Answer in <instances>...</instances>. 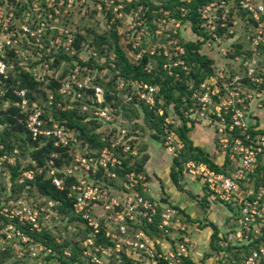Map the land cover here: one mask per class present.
I'll use <instances>...</instances> for the list:
<instances>
[{"label":"rangeland","instance_id":"374dc122","mask_svg":"<svg viewBox=\"0 0 264 264\" xmlns=\"http://www.w3.org/2000/svg\"><path fill=\"white\" fill-rule=\"evenodd\" d=\"M166 1L115 0L111 3V0H0V54L13 65L8 79L4 81L0 79V136L14 140L15 147L8 150V153L17 150L14 155L18 162V166L11 168L10 171L6 170V174L0 176V199L9 194H20L25 201L39 210L42 230L29 237L33 238L32 243L35 247L38 244L45 247L43 251L37 250V257L34 258L29 243L18 238L4 241L6 237L3 231L4 219L0 215L2 261L7 264H49L51 252L47 249L52 247L58 249L55 250L56 255L61 251V258L69 249L76 259L82 240L86 236L84 225L74 216L71 209L49 205L48 201L51 198L42 195L34 183L23 185L16 182L17 169L33 167L40 153L35 144H30L24 137L22 138V130H19L16 124L20 123L22 117L17 106L20 100L15 91L19 88L25 90L29 100L27 109L36 105L43 110L44 115L60 117V120L66 118L60 114L58 108L47 103L46 94L51 90L58 95L56 91L61 83L72 81L74 76L80 79L89 74L95 82L105 84L109 89L111 85L120 86V83L124 82L127 87L123 92H134L133 83L139 79L125 82L119 77L115 39L131 63L138 61L137 53L148 57V63L143 70L150 76H145L139 81L150 83L152 80L157 82L158 86L163 80L170 81L174 97L181 99L178 111L174 102L167 105L168 133L172 130L178 136L182 121L178 116L179 112L186 119H193L200 124L207 123L214 128L215 146L218 151L210 154V159L223 167L224 171H231L233 164L228 160L229 155L224 153L223 144L220 142L222 137L218 131L219 120H215L218 117L211 113L213 107L219 105L221 101H230V108L239 107L245 111L250 130H264V15L258 16L257 20L247 5L248 3L258 5L264 3V0H224L216 3L208 1L197 10L199 17L195 23L189 19L191 0H176L174 3L172 1V6L168 8L163 6ZM189 42L197 43L196 49L193 50L208 59L204 67L197 68L199 63L194 61V58L191 59L192 55L188 53L187 47ZM186 57L190 63L185 61ZM193 69H199L203 75V79L195 86L194 83L198 80L192 75ZM182 82L185 85L184 89L178 87ZM203 83L204 88L200 87ZM191 87L192 92L188 94ZM183 91H186L187 95H184ZM212 91L215 94H212ZM201 92L211 95V104L206 103L203 107L198 99ZM120 103L119 101L115 105ZM77 105L74 106V110L79 109ZM143 106L136 101L128 103L125 113L127 119L137 122L136 128L142 132L140 151L147 156L146 162L151 156L153 159L155 153L151 151L149 154L148 143L150 146L157 143L164 153L172 157L170 173L176 163H179L181 175L195 182L190 178L191 174L186 164L190 160L197 162L186 158L185 143L179 136L178 140L172 138V145L176 148L174 153L168 151L167 142L170 140L166 142L164 137V118L159 130L154 122L157 119L145 116ZM206 114L210 122L206 119ZM227 114L226 119L229 120ZM76 117L79 116L75 115V119ZM77 122L82 123L84 120L78 118ZM93 128L89 127L91 130ZM229 133L227 131V137H230ZM174 172L177 173V170ZM251 177L256 190L264 186V166L257 167ZM180 185L183 189L180 191L185 194L187 202L193 204L192 209L196 211L193 214H185L192 215L194 221L202 223L198 225V229L208 227L203 229L205 232L201 234L202 237L208 238L205 243L199 244V250L194 247L193 255L191 254L193 241H190L186 261L195 264L192 262L194 260L198 262L196 264H204V261L212 258L208 264H216L227 263L231 257L243 258L250 244L244 245L235 241L238 239L234 235L228 236L229 233H234L231 229L233 217L231 213H241L242 209L241 212L239 209H231L215 197V201L226 207V213L221 215L223 219L219 222L220 227L211 224L210 213H207L205 204L208 201L206 198L214 195L201 184L199 185L204 195H195L193 189L186 190L182 182ZM181 214L184 222H187L184 213ZM211 225H215L217 229V238ZM185 229L188 232L187 226ZM160 231L156 226L149 229L151 236L161 235ZM182 231H169L166 237L169 240L175 239ZM194 231L199 232L197 229ZM187 234L192 238L190 232ZM35 236H41V240H36ZM237 243L242 245H235ZM13 244H19L20 248L16 249ZM217 251L221 253H216ZM51 262L55 264L58 260L53 257Z\"/></svg>","mask_w":264,"mask_h":264},{"label":"built area","instance_id":"2783aa9c","mask_svg":"<svg viewBox=\"0 0 264 264\" xmlns=\"http://www.w3.org/2000/svg\"><path fill=\"white\" fill-rule=\"evenodd\" d=\"M114 1L111 0V3ZM223 1L211 0L212 3ZM247 5L257 20L264 15V3ZM141 56L137 53V60ZM12 66L0 54V79H8ZM133 85L135 91L123 92L119 105H115L113 100L107 102L104 86L95 82L89 74L80 79L74 76L72 81L61 83L56 91L58 95L71 97L66 98L69 102L65 106L60 98H56V93L47 92V103L61 110H73V102L80 100V111L86 112L87 119L97 124L93 132L100 142L98 146L79 138L76 130L59 120L44 115L38 106L27 109L29 100L25 90L19 88L15 91L20 100L17 106L26 115V132L33 141L48 143L51 147L47 161L42 166L20 170L16 182L23 184L41 175L49 179L57 190H67L72 212L86 229L78 253L82 262L72 259V252L68 249L64 252L63 261L55 264H186L191 241L185 229L186 222L175 205L152 197L147 175L133 167L135 158L143 153L140 151L142 132L130 125L121 109L123 105L136 101L148 110L164 115L163 101L159 97L160 86L139 80H135ZM126 87L124 82L117 86L119 90ZM200 87L204 88L205 83ZM200 94L198 99L204 107L212 98L207 92ZM212 94L215 92L212 91ZM229 106L230 101H221L211 113L218 117L215 120H219L220 142L224 153L229 155L228 160L232 161V170L224 171L221 167L222 171L217 172L204 162L194 163L191 160L186 166L194 181L204 185L214 195L213 198L222 200L231 209H239L240 212L242 209L241 213H231L234 233L228 236L234 235L238 239L235 241L250 244L248 252L241 259L231 257L227 263L216 264H264V186L256 190L251 177L257 167L264 166V132L250 130L245 111ZM205 116L210 122L208 114ZM167 119L164 116V137L166 142L170 140L167 150L174 153L176 147L171 140L179 138L172 130L168 133ZM227 131L230 137H227ZM14 152L17 150L9 154L0 142V176L17 166ZM59 158L64 162L57 165ZM48 204L57 206L62 202L49 199ZM0 215L4 219V241L18 238L29 243L34 258L37 257V250L45 249L32 243L33 233L42 230L39 210L25 201L22 195L9 194L0 199ZM151 226L160 228L161 235L151 236ZM172 230L183 231L179 237L169 240L166 233ZM31 234L32 237H29ZM16 244L13 246L19 249L20 245ZM47 250L52 252L50 248ZM0 264L7 263L0 259Z\"/></svg>","mask_w":264,"mask_h":264},{"label":"trees","instance_id":"16d2710c","mask_svg":"<svg viewBox=\"0 0 264 264\" xmlns=\"http://www.w3.org/2000/svg\"><path fill=\"white\" fill-rule=\"evenodd\" d=\"M168 1V2H167ZM165 4H163V6L165 8L171 7L172 5V1L173 3L176 0H167ZM208 1L211 0H191V2L189 3L190 8V17L189 19L192 21V23H195V21L197 20L198 16V12L197 10L201 7L204 6ZM184 1H182L183 3ZM197 29V28H195ZM188 47V53H190L191 59L194 58L193 60L196 61L197 63H199V67H204L205 63L208 61V59L206 58V56L200 54L198 51H194L193 48L196 49L197 47V43H193V42H189L187 44ZM115 52H116V57H117V65L120 68V78H122L123 80L128 81V80H133V79H139V80H143L145 78V76H150L147 72H145L144 66L148 63V57L146 55H142L140 59H138V61L136 63H131L129 61V59L126 57L124 51L122 50V47L118 44V42L115 39ZM186 62L190 63V60L188 59V57H186ZM175 70V69H174ZM192 75H194L196 77V81L194 83V86L198 84V82H200L203 79V75L200 73L199 69H193L192 70ZM182 73V72H181ZM2 80V79H1ZM4 81V80H3ZM118 83V82H117ZM116 83V84H117ZM151 84H157V82L150 80ZM181 85L178 86L181 89H184L185 85H183V82L180 83ZM104 86L105 89V93H106V100L107 102H111V100H114L115 103H119V101H121V96L123 94V90H119L117 88V86L115 85H111L110 89L107 87V85L102 84ZM193 87H191L190 89H188V94H190L192 92ZM113 92H112V91ZM184 95H187L186 91ZM159 97L161 98V100L163 101L162 106L164 110V115L160 116L150 110H148V108L144 107V112H145V116L149 117L150 119L152 117H155L157 120H155L154 122L156 123L155 126L160 130L161 128L160 123L163 121L164 116L167 115V105H169L170 103H173L176 107V109L178 108L179 104L181 103V99L178 97L177 99L174 97V91H173V87L170 84V81H166L163 80L160 82V93H159ZM57 99H61L62 104L65 106L69 101L66 100V98H62L60 95L56 96ZM187 98H189L187 96ZM176 101V102H175ZM75 105H77L76 103H80V100H75L73 102ZM77 107L79 109L76 110H70V109H66V110H61L58 109L60 111V114L66 118V120H60V117H57L55 119L59 120L61 124L76 130L77 132V136L83 140H89L90 142H94V144L96 146L100 145V142L98 140L97 134L94 133L93 129L97 126L96 122L92 119H87L88 115L85 113H82L80 111V107L79 104L77 105ZM125 108H127V105H123V107H121L122 109V114L124 116H126L125 113ZM179 109L181 110L182 108L179 107ZM124 110V112H123ZM178 111V109H177ZM21 113V117L22 120L20 121V123H16L18 125L19 130H22V138L24 137L26 139V141L30 142V144H35L37 146V150L40 153V156L38 157L37 163L33 164V166L36 165V167L42 166L47 159L49 158V154L51 152V147L50 144L48 143H41L40 141H33L31 139V137L28 135V133L26 132L24 123H25V119H26V115L24 112H20ZM75 115L79 116L76 117L78 118H83L84 122H77V119H75ZM178 116L180 117V119L182 120L179 126V132H178V136L180 137V139L185 143L186 145V149L185 152L187 153L186 158L187 159H194L196 162H204L206 163L211 169L219 172L222 171V168L217 165L216 163H214L213 161H211L210 159V154L208 152H206L203 148L199 147V146H195L193 144V141L190 139L189 137V130L192 126L200 124L197 123L196 121H193V119H186L185 117H183L182 113L179 112ZM128 121L130 122V125L132 124L133 128L137 127V122H132L131 119H128ZM15 123V122H14ZM189 124V125H187ZM90 126H93L94 128L91 130L89 129ZM190 126V127H189ZM18 130V129H17ZM264 132V130H263ZM15 136V133L13 134ZM0 142L2 144L5 145L7 150H11L12 148L15 147V142L14 140H10V139H6L2 136H0ZM144 150V148H143ZM68 157L65 156V160L67 161ZM147 156L145 154L140 155L139 157L135 158L133 167L139 171H144V165L146 162ZM63 159L59 158L57 160V165L62 164ZM18 166V165H17ZM28 167H23V168H18L16 175L19 173L20 170L26 169ZM174 170H177V173L174 172ZM181 166L177 167L174 166L173 170L171 171V180L173 181V183L175 184V186L179 189V190H183L181 187V182L180 179L182 178L181 175ZM190 178L193 180L194 178L192 176H190ZM192 182V181H191ZM34 183L35 186L37 187L38 191L51 199L54 200H60L62 202V205H60V208H64L67 207L68 209H71V201L68 199V197L66 196V192L67 190H57L50 182L49 179H46L44 176L41 175H37L36 178L33 181H29V182H25L24 184H31ZM162 202L165 201V199L163 198L161 200ZM59 206V205H57ZM72 210V209H71ZM179 211L181 213H183L182 210L179 209ZM185 220L187 221V215H185ZM213 224V223H211ZM213 230L215 231L214 236L216 237V227L215 225H211ZM215 237H213L215 239ZM217 238V237H216ZM36 240H41V236H35ZM213 240V239H212ZM46 244V243H45ZM58 251L57 248L52 247L51 248V253H49L51 256L50 260L48 261L49 264H52L53 262H51V260L53 259V257L57 258L58 262L63 261V257L61 258V251H59V255H56V251ZM77 254V253H76ZM73 255V254H72ZM72 259H75V256L73 255ZM76 261H79V258L77 256V258L75 259ZM82 262V261H79ZM190 262V261H189ZM188 261H186V264H192L191 262L189 263ZM57 263V262H56Z\"/></svg>","mask_w":264,"mask_h":264},{"label":"crops","instance_id":"0c3cea01","mask_svg":"<svg viewBox=\"0 0 264 264\" xmlns=\"http://www.w3.org/2000/svg\"><path fill=\"white\" fill-rule=\"evenodd\" d=\"M188 133L195 146L203 148L209 154H213L214 152L218 151L215 146V133L212 126H208L207 123L197 124L192 126ZM148 145L149 154L151 151H155L153 159L152 156L149 157L144 165V172L149 177L148 181L151 188L152 197L159 200H162L164 198V203L175 205L178 209L182 210L183 213H196V211L192 209L193 204L187 202L185 194L180 191L171 180L170 163L172 157L167 153H164V150H162L157 143L151 146L150 143H148ZM180 182L183 183V187L186 190L193 189L195 195H204L201 186L196 181H189L187 176L184 177L182 175ZM209 197L206 198V200L208 201L205 204L207 213H210L211 222L217 224L220 227L219 222L223 219L221 218V215L223 213H226V207L219 201H215V198H213L212 196ZM204 213H206V211H204ZM207 217L205 218L207 219ZM187 219V230L188 232H190V234H192L191 241H193V248H191V254L193 255L194 247L199 250V244L205 243V240L208 238L207 236L202 237L205 232L203 229H207L208 227L198 229V225L202 223L199 221H194V217L192 215L190 216L189 214H187ZM194 229H197L199 232L194 231ZM192 257L193 256H191V258ZM211 259L212 258H208L206 262L204 261V264H208ZM192 262L195 264L198 263L197 261L194 262V260H192Z\"/></svg>","mask_w":264,"mask_h":264},{"label":"water","instance_id":"95a60500","mask_svg":"<svg viewBox=\"0 0 264 264\" xmlns=\"http://www.w3.org/2000/svg\"><path fill=\"white\" fill-rule=\"evenodd\" d=\"M176 166L178 167L179 166V163H176Z\"/></svg>","mask_w":264,"mask_h":264}]
</instances>
